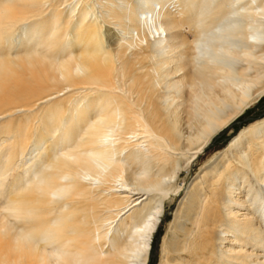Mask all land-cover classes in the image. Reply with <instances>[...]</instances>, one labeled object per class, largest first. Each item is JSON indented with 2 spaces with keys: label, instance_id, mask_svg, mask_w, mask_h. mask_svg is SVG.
I'll list each match as a JSON object with an SVG mask.
<instances>
[{
  "label": "bare ground",
  "instance_id": "1",
  "mask_svg": "<svg viewBox=\"0 0 264 264\" xmlns=\"http://www.w3.org/2000/svg\"><path fill=\"white\" fill-rule=\"evenodd\" d=\"M263 96L264 0H0V115L47 102L52 145L0 264H148L182 161ZM157 264H264V116L204 161Z\"/></svg>",
  "mask_w": 264,
  "mask_h": 264
},
{
  "label": "rangeland",
  "instance_id": "2",
  "mask_svg": "<svg viewBox=\"0 0 264 264\" xmlns=\"http://www.w3.org/2000/svg\"><path fill=\"white\" fill-rule=\"evenodd\" d=\"M70 94L72 93L64 90L59 95H61V99H64ZM46 107L47 102L41 101L33 108L18 109L9 115H0V219L3 221L4 219L11 222L15 221V213H19V211L15 204L10 201L11 197L36 180V167L41 162L38 156L44 148H52L48 142L37 143L42 119L46 114ZM261 116H264V96L251 105L227 129L218 134L197 160L190 164L182 161V168L175 179V185L180 188V191L171 192L170 199H166L164 202L162 222L156 224L152 236L148 264L158 263L161 239L167 228V223L171 220L173 211L176 209L185 188L195 178L204 161L223 148L245 124ZM23 140L25 142H22ZM54 152L58 155L62 154L64 150L58 146ZM56 198L53 197L52 200L55 201ZM105 247L103 250L106 249Z\"/></svg>",
  "mask_w": 264,
  "mask_h": 264
}]
</instances>
